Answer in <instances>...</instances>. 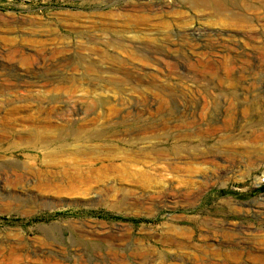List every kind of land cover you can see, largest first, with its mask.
Segmentation results:
<instances>
[{
	"label": "rangeland",
	"instance_id": "374dc122",
	"mask_svg": "<svg viewBox=\"0 0 264 264\" xmlns=\"http://www.w3.org/2000/svg\"><path fill=\"white\" fill-rule=\"evenodd\" d=\"M220 2L0 0V264H264V0Z\"/></svg>",
	"mask_w": 264,
	"mask_h": 264
},
{
	"label": "bare ground",
	"instance_id": "6f19581e",
	"mask_svg": "<svg viewBox=\"0 0 264 264\" xmlns=\"http://www.w3.org/2000/svg\"><path fill=\"white\" fill-rule=\"evenodd\" d=\"M187 2H188V4H190V9L191 10H194V11H199V12H207V11H209V12H212V11H214V14H217V13H220L221 14V12H223L224 11V5L223 4H221L222 2H220V0H186ZM155 6V5H154ZM245 7V9L246 10H253L254 8H255V6H253V5H244ZM259 6L261 7V8H263V11H264V3H260L259 4ZM152 8H154V7H152ZM141 9V8H140ZM153 10V9H152ZM257 11V10H256ZM149 18V17H148ZM144 19V18H143ZM261 20V19H260ZM236 24V23H235ZM234 24V25H235ZM237 25V24H236ZM264 25V24H263ZM226 26V25H225ZM239 27V26H238ZM250 31V30H249ZM133 39L132 38H130L129 39V41H132ZM128 42V41H127ZM126 47V45H117V49H124ZM107 56V55H106ZM109 56V55H108ZM130 56H132V55H130ZM134 56V55H133ZM160 61V60H159ZM87 70L88 71H92L93 69H92V67L91 66H89L88 68H87ZM111 85H108V86H106V88L107 87H109L110 89H108L110 92H112V93H116V89L114 88V87H110ZM107 91V90H106ZM77 104H75V107H76V109H74L73 111H74V113L75 114H82V113H84V111L82 112V111H80V112H78L77 110L79 109V108H77V106H76ZM74 107V108H75ZM89 108V107H88ZM72 109V108H71ZM70 112V111H69ZM44 119H48L47 117H45ZM52 129H54V126L53 125H45V127H43V132H42V135H44L45 137H50L51 135H52ZM101 136H102V134H101ZM60 137V136H59ZM62 137V136H61ZM259 238H262V237H259ZM257 239V240H260V239ZM262 239H264V237L262 238ZM254 241H256V240H254ZM260 242V241H259ZM263 242L264 241H262L261 243L263 244ZM240 249H244L243 248V246H239L238 247V250H232V252H230L229 254H227L226 252V256H225V258H224V260L226 259V261L223 263V264H246L245 263V261H243L242 259H243V256L245 255V252H243V251H240ZM257 249L258 250H264V245H258V247H257ZM246 254H247V256H249V258H251V259H253L254 261H257V258L256 257H252L251 256V254L250 253H247L246 252ZM210 258H212V257H210ZM259 258V257H258ZM262 260H264V256L263 257H261L260 258V261H262ZM203 264H206V263H203Z\"/></svg>",
	"mask_w": 264,
	"mask_h": 264
}]
</instances>
